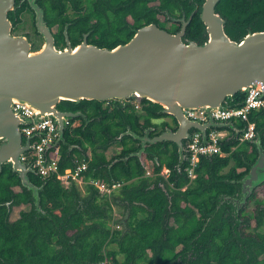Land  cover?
Instances as JSON below:
<instances>
[{"label":"trees","instance_id":"16d2710c","mask_svg":"<svg viewBox=\"0 0 264 264\" xmlns=\"http://www.w3.org/2000/svg\"><path fill=\"white\" fill-rule=\"evenodd\" d=\"M70 1L57 3L48 0L44 3L47 11L45 18L58 47L65 42L66 24L71 23L68 35L74 47L82 41L83 34L89 33V44L113 49L128 43L135 30L157 23L159 13L153 4L171 12L176 5L175 0ZM181 2L186 3L185 0ZM20 3L21 0H16V11L9 14L14 31L27 9L25 3L18 6ZM223 3H228V0ZM67 4L74 5L78 11L76 16L64 14ZM85 4L87 10H84ZM222 13L230 16V12L228 14L223 8ZM33 25L35 28V22ZM187 35L189 40L199 44L206 40L205 27L198 16L192 20ZM245 97L246 93L240 92L229 98L228 103L231 106L240 105ZM144 102L148 104L146 111L150 116L162 114L157 113L161 106L147 100ZM62 106L67 111L77 108L89 117L101 109L98 101H84L79 105L62 103ZM84 125L67 127L65 138L68 146L63 145L60 149V170L63 172L75 167L69 142H76L83 149L78 162L85 160L89 163L84 174L86 180L126 183L119 200L120 204L122 200L129 202L126 230H113V225H109L113 208L109 202L101 200L103 196L94 188L86 186L87 196L83 198L76 185L66 189L55 178H42L36 171V174H30V178L37 186L46 183L41 191V207L47 214L37 215L30 192L22 186L19 176L9 166L0 172V204L12 201L15 215L12 220L0 205V264L172 263L196 243L203 244L202 258L191 264H264V258L258 260L264 255V235L257 234L260 242H248L243 230L249 225L241 227V217L228 201L220 205L221 197H234L240 193L238 181L249 171L237 172V168L243 165L239 153L233 152L239 146L238 139L230 137L224 140L222 149L225 157H202L193 180L186 172L187 161L179 168L180 159L174 143L175 153L153 166V178H145L146 170L140 163L123 164L107 171L101 168L105 163L102 154L93 152L94 159L89 161L85 156L87 147L106 141L99 130L106 124ZM232 160L235 165L224 174ZM164 167L169 170L167 179L159 175ZM134 179L135 185L131 183ZM161 184L164 186L161 187ZM150 186L155 188L150 189ZM82 200H85L86 206H81ZM252 218L257 222L256 230L264 226V209L257 208ZM178 249L181 251L177 252ZM119 255L124 257L123 262L118 259Z\"/></svg>","mask_w":264,"mask_h":264},{"label":"water","instance_id":"95a60500","mask_svg":"<svg viewBox=\"0 0 264 264\" xmlns=\"http://www.w3.org/2000/svg\"><path fill=\"white\" fill-rule=\"evenodd\" d=\"M25 1L35 13L36 30L44 44L33 51L29 36L14 35L9 14L16 11V0H0V171L8 165L19 176L32 196L37 215H47L41 207V191L46 183L37 186L31 181L30 174L36 171L21 157L31 150V141L39 134L24 140L21 126L53 118L59 138L49 150L68 146L66 121L86 115L60 110L62 103L135 99L138 103L147 100L161 106L159 112L174 117L178 129L167 127L159 136L165 139L150 142H174L180 168L186 161L184 141L191 138L192 130L202 132L204 143L211 128L229 129L239 135L233 122L216 123L212 112L229 109L224 103L240 92L248 93L252 86L262 89L264 96V33L249 34L238 42L233 40L226 32L224 19L216 12L221 0H206L203 5L200 18L208 40L202 44L183 40L191 17L177 34L151 23L135 30L131 41L113 49L89 44L90 34L74 47L68 26L66 46L58 47L38 0L22 3ZM16 103L27 105L35 117L24 119L13 110ZM199 109L207 113L208 122L191 120L186 113ZM72 149L69 146V151ZM263 182L261 154L248 174L238 181L240 193L221 197L220 205L228 201L240 210Z\"/></svg>","mask_w":264,"mask_h":264},{"label":"flooded vegetation","instance_id":"af4514ba","mask_svg":"<svg viewBox=\"0 0 264 264\" xmlns=\"http://www.w3.org/2000/svg\"><path fill=\"white\" fill-rule=\"evenodd\" d=\"M45 1L48 0H38L39 5L45 11L46 14V6ZM54 2H61L62 0H51ZM70 1V0H65ZM186 3L181 2V0H175V9L171 12L168 9H161L158 4H153V8L159 13L157 23H155L159 28L168 31L171 34H177L182 31L184 22L188 23L189 19L190 23L187 24L185 34L183 36V40L189 41V37L187 35L188 27L190 26L194 17H201L203 5L206 0H185ZM224 0H221L217 5V14H219L225 21V28L228 29L229 36L233 38L235 41H240L242 38L246 37L249 34L255 33H264V0H228V3H223ZM72 2V1H70ZM27 5V9L23 12H29L32 17L34 16L35 22V13L31 9L28 1L24 2ZM174 1L171 6H173ZM22 0H21V3ZM19 4V5H20ZM18 5V6H19ZM23 6V5H22ZM17 7V5H16ZM222 8L227 11L230 16L222 13ZM87 4H85L84 10H87ZM83 10V11H84ZM15 13V12H14ZM78 11L75 10L73 4H67L66 11L64 14L69 15L70 17L76 16ZM201 19V18H200ZM71 23L66 24L68 26V30ZM65 26V30H66ZM36 28V26H35ZM37 31V30H36ZM227 32V30H226ZM13 34L15 35V31L13 28ZM89 34V33H88ZM88 34H83V39L79 43L81 44L84 40V36ZM243 34V35H242ZM21 35V34H16ZM65 35V31H64ZM206 42L208 40V34L205 28ZM233 35V37H232ZM29 36V35H28ZM131 41V40H130ZM44 42V40H43ZM78 44V45H79ZM77 45V46H78ZM66 46V38L64 44H60L59 47ZM76 47V46H75ZM34 50L33 45V51ZM101 109L97 111L96 114H92V116L86 115V118H76L70 120L69 126L76 127L78 125L85 124L84 127H88L90 124H106L104 127H100V134L106 137L105 142L97 143L94 146L88 145L87 150L85 152V156L92 161L94 159V153H100L104 156L105 163L101 165L102 170L112 171L114 167L121 166L123 164L136 165V163H140L143 167L154 166L155 164H160L166 158H169L171 155L175 153V144L172 141H158L157 143H151L150 140L158 138L159 140L162 138H166L165 136L159 138L161 134L165 131L167 127L176 131L178 129L176 120L174 117L167 114H158V117H152L147 113L146 107L148 104L142 101L141 103L134 102L133 99H128L125 101L120 100H111L107 102H100ZM60 110H65L62 106H59ZM72 112H82L79 109H69ZM160 109H157V113H159ZM251 121H253L256 125L255 136L253 139L247 142L240 141L241 132L245 130L246 124L242 122L233 123V126L237 131H239V135L232 132L231 138H236L239 141V146L233 149V152H238L243 161V167L239 166L237 168L238 173L246 172V169H249L251 165H253L261 154H264V108L254 112L251 116ZM76 124V126H74ZM78 124V125H77ZM151 128H154L152 130ZM226 130V129H224ZM148 136L145 137V135ZM169 135V134H168ZM166 135V136H168ZM75 137V135H73ZM72 137V138H73ZM24 138V137H23ZM147 138V139H146ZM25 140V138H24ZM185 145V159H188L187 152V141H184ZM127 145V147H125ZM69 146L73 148L71 153L73 155V159L76 162L80 160L82 157V147L78 145L76 142H69ZM63 145H60V149ZM125 148H128L125 150ZM144 148V149H143ZM95 149V151H93ZM143 149V151H142ZM246 153L244 154L243 151ZM79 152V154H78ZM253 163V164H251ZM235 165V162L232 160L230 166L225 169L224 174ZM9 167L4 166L5 168ZM144 167V168H146ZM10 168V167H9ZM2 170V171H3ZM0 171V172H2ZM247 171V172H249ZM106 172V171H103ZM135 185V181L133 182ZM138 184H136L137 186ZM155 188L154 186H150V189ZM264 189V182L261 183L258 187L255 188L253 195L248 200L247 204L244 205L240 210H237L235 204L230 203L237 215L241 217V227H246L243 231L244 237L247 238L248 242H260L257 234L264 235V226L256 230L257 222L252 218V216L256 213L257 208L259 210L264 209V197H258L257 189ZM264 194V192H263ZM12 201L4 202L1 207H4L7 211V215L11 216L12 220L15 215V207L11 206ZM123 203V204H122ZM81 206H86L85 200L80 201ZM121 204L124 212L129 211V202L122 200ZM135 205V200L133 201ZM229 204V205H230ZM253 204V205H251ZM218 208V207H217ZM26 209H28L26 207ZM233 210V217L235 218L236 212ZM18 217L20 212L17 213ZM7 220V219H6ZM170 223V222H169ZM240 227V228H241ZM248 244V243H247ZM202 243H196L192 246L191 249L186 251L184 254L180 255L176 258L175 262H163L159 261L153 262V264H191L194 261H198L202 258L201 254ZM182 249V248H181ZM178 249L177 252L181 251ZM152 256V254H150ZM123 256L119 255L118 259L120 262H123ZM264 255H261L258 260H262ZM101 264H108L107 261ZM211 264H216V262H212Z\"/></svg>","mask_w":264,"mask_h":264},{"label":"built area","instance_id":"2783aa9c","mask_svg":"<svg viewBox=\"0 0 264 264\" xmlns=\"http://www.w3.org/2000/svg\"><path fill=\"white\" fill-rule=\"evenodd\" d=\"M229 106V109H217L212 112L211 116L216 123L242 122L246 124L245 130L241 132L240 141L247 142L254 138L256 125L251 121V116L254 112L264 108L263 91L258 86H252L250 91L246 93L244 101L237 106H231L228 101L224 103ZM13 110L18 112L24 119H33L34 111L27 105L16 103ZM188 117L191 120L200 121L201 123L208 122V115L202 109L197 111H187ZM70 120L66 121V126L69 127ZM232 131V130H231ZM21 132L25 140L35 134H39L31 141L32 148L26 152L21 161L38 172L42 178H55L66 189L72 188L73 185L83 184L90 186L98 191L99 195L107 197L112 203V197L117 190L122 188L126 183L111 182L103 183L99 179L84 178V174L88 171L89 163L85 160L76 162L74 168H67L61 172L60 162V146L55 150H49L59 138L57 121L53 118H47L40 121L38 124H30L21 126ZM233 132V131H232ZM230 130H220L211 128L207 132V142L203 141V134L198 130L191 131V138L187 140L186 148L188 152V166L186 172L190 179L196 178V169L201 162L202 157L220 155L225 157L222 143L232 135ZM234 133V132H233ZM52 154V155H50ZM164 178H168L169 170L165 168ZM145 176H154L149 169H146ZM119 229V227H117ZM113 230H117L114 227Z\"/></svg>","mask_w":264,"mask_h":264},{"label":"rangeland","instance_id":"374dc122","mask_svg":"<svg viewBox=\"0 0 264 264\" xmlns=\"http://www.w3.org/2000/svg\"><path fill=\"white\" fill-rule=\"evenodd\" d=\"M34 20L32 15L29 12H25L22 14V22L18 25L16 31H15V35L16 34H26L27 36L29 35V38L32 42V44L34 45V50H37L39 48H41L44 44L42 37L37 33V31L34 28ZM134 102L138 103V101H136L135 99H133ZM78 125V124H77ZM76 126V124L74 125ZM146 167V166H144ZM152 166L150 167H146V169H149L152 174ZM166 171L165 167L162 169V173L164 174V172ZM162 176V175H160ZM145 178H153L154 176H145ZM163 177V176H162ZM135 181L131 180V183H133ZM164 184H161V187H163ZM81 194V196L83 198H86V186L83 184L77 185L76 186ZM123 188V187H122ZM122 188H120L119 190L116 191V193L113 195L112 197V203L109 201V199L107 197H103V199L101 198V200L103 202H109L113 208V212H112V220L109 223V225H113L114 223V227L118 230V231H125L126 230V222L127 219L129 217V213L128 212H124V209L122 208V205L120 204L121 200V195H122ZM258 192V197H264V189L258 188L257 189ZM253 205V204H251ZM119 227V229L117 228Z\"/></svg>","mask_w":264,"mask_h":264}]
</instances>
